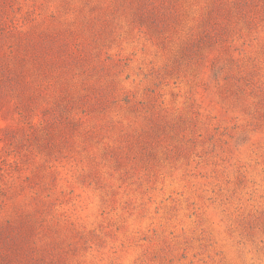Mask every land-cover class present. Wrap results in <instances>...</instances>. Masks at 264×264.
Masks as SVG:
<instances>
[{
	"label": "rangeland",
	"instance_id": "rangeland-1",
	"mask_svg": "<svg viewBox=\"0 0 264 264\" xmlns=\"http://www.w3.org/2000/svg\"><path fill=\"white\" fill-rule=\"evenodd\" d=\"M0 264H264V0H0Z\"/></svg>",
	"mask_w": 264,
	"mask_h": 264
}]
</instances>
